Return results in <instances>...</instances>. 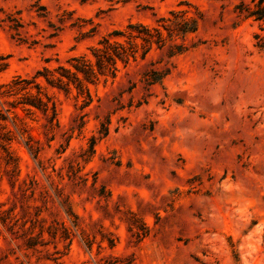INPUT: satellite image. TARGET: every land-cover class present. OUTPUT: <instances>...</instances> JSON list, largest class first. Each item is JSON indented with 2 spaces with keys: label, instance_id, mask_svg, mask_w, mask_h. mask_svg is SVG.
I'll return each instance as SVG.
<instances>
[{
  "label": "rangeland",
  "instance_id": "1",
  "mask_svg": "<svg viewBox=\"0 0 264 264\" xmlns=\"http://www.w3.org/2000/svg\"><path fill=\"white\" fill-rule=\"evenodd\" d=\"M257 1L0 0V264H264V20L241 12ZM162 17L197 21L181 52L119 63L88 106L37 78L51 122L12 106L37 91L15 77ZM153 68L170 73L148 89Z\"/></svg>",
  "mask_w": 264,
  "mask_h": 264
},
{
  "label": "trees",
  "instance_id": "2",
  "mask_svg": "<svg viewBox=\"0 0 264 264\" xmlns=\"http://www.w3.org/2000/svg\"><path fill=\"white\" fill-rule=\"evenodd\" d=\"M254 5V7L246 6L241 12L245 10L246 17L264 20V0H258ZM171 13L175 12L171 11ZM160 21L162 23L159 26L129 23L124 29H114L104 35L97 45L90 48L93 59L86 54L73 56L68 59L70 67L65 65H59L54 69L44 67L38 70L32 79L15 77L10 84L12 93L28 89L31 83H34L37 91L36 93L27 92L22 99L12 102V106L16 107L21 104L28 113H33V108L38 109L51 122L57 115L56 105L53 102L50 106L51 97L44 92L41 84L36 82L37 78L42 76L48 85L63 90L67 94L74 87L77 90V96L82 97L83 106H88L93 101L89 84H97L101 79L107 81L110 77L116 78L120 70L119 63H122L124 67H128L131 63L140 64V59L146 61L154 44L161 50L168 45V56L171 57L182 51V45L168 44L169 41L174 40L176 33L185 36L187 33L197 30V21L194 19L176 21L162 17ZM163 29L167 30V36L164 34ZM176 48L179 49L176 50ZM6 59L7 56L0 55V72L6 70L9 66ZM169 73L168 68H153L145 71L141 81L145 87L150 89L156 84H162ZM4 93L5 91H2L0 95ZM43 96H46L47 100ZM109 122L101 123L100 138L108 135ZM95 144L96 138L92 137L91 152H94Z\"/></svg>",
  "mask_w": 264,
  "mask_h": 264
}]
</instances>
